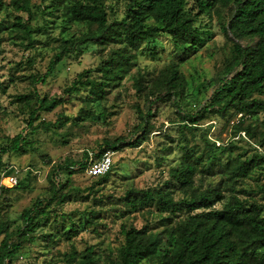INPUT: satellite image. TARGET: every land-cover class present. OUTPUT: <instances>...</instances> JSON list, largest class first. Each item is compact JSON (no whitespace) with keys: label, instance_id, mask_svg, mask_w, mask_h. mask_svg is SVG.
<instances>
[{"label":"trees","instance_id":"trees-1","mask_svg":"<svg viewBox=\"0 0 264 264\" xmlns=\"http://www.w3.org/2000/svg\"><path fill=\"white\" fill-rule=\"evenodd\" d=\"M107 1H51L49 8L61 12L65 25H85L87 31L63 41L59 47L61 50L49 63L48 71L37 80L45 82L62 56L81 45H110L108 58L97 69L100 77L93 79L90 71H83L65 90L70 94L80 87L89 88L90 102L99 104L105 101L108 89L130 73L138 57L137 52L148 51L156 56L157 51L150 46L154 47L161 36H167L172 45V59L150 81L152 90L149 94L154 96L155 102L162 98L168 101L171 97L184 100L188 85L179 71V65L195 56L213 36L212 29L196 24L200 15H206L231 43L229 57L219 75L207 83L214 90L209 104L196 113L178 114L179 122L184 129H193L209 115L226 118L241 114V118L247 117L250 123H239L235 126L236 131L243 132L258 148L264 149V117L259 120L258 116L261 113L264 115V0H192L190 7L189 0H121L123 15L112 21L107 12ZM30 4L31 0H12L9 4L13 10L27 16L26 23H13L9 29L10 34H18L26 41V49L34 47L31 36L39 31L29 26L28 21L33 17ZM27 63L31 64L29 60ZM142 80V76L138 75L134 81L139 92L144 91ZM15 100L22 110L28 111L27 127L30 132L27 136L17 135L0 144V264H13L25 240L33 242L36 231L50 227L57 206L87 200L89 194H95L96 187L109 181L112 167L103 176H89L94 181L82 191L88 192L87 196L70 186L72 176L84 173L107 151L139 147L154 128L150 122L155 116L152 109L148 108L146 113L138 109L140 122L135 131L140 135L135 141L118 138L105 143L104 148L100 147L95 153L85 152L80 161L67 159L63 165L52 167L46 177L49 183L47 197L36 198L30 207L22 210L20 222L13 230L15 222L8 218L6 211L10 207L9 194L27 191L30 186L20 182L13 187L1 184L2 177L11 175V168H7L3 156L10 153L23 155L29 147L33 149L35 143L28 136L38 129L50 131L52 128L50 123L43 121L34 126L40 118L39 113L52 112L63 103L61 98H39L35 92L17 95ZM33 102L37 104L35 108H31ZM105 110L103 108L97 115L90 110L85 112L104 120ZM61 120L60 116L57 122ZM214 148V144L206 142L205 152L193 155L186 145L181 146V159L176 167L169 170L163 185L130 188L117 199V203H109L108 211L114 210L120 202L129 213L154 212L163 229L153 231L147 221L140 228L133 223L122 225L120 234L123 242L115 253L107 255V264H264V184L258 189L260 200L254 196V190L241 186L252 173L264 170V153L251 157L238 153L222 159L216 156ZM233 149L235 145L229 143L222 152L232 153ZM166 150L171 152L172 148ZM61 173L66 175L64 182L57 181ZM197 174H201L202 178L217 176L218 179L209 181L200 190L195 187ZM176 192L182 194L181 199H174ZM94 201L97 203L99 200L94 198ZM219 203L221 206L218 208ZM103 212L101 209L91 210L83 226L95 230ZM77 234L78 230L71 224L70 229L60 235L48 232L41 237L48 246L61 237L71 242ZM62 256L64 264H98L91 245L78 251L70 243V250ZM42 264L53 262L44 260Z\"/></svg>","mask_w":264,"mask_h":264},{"label":"rangeland","instance_id":"rangeland-1","mask_svg":"<svg viewBox=\"0 0 264 264\" xmlns=\"http://www.w3.org/2000/svg\"><path fill=\"white\" fill-rule=\"evenodd\" d=\"M11 1L0 0V144L17 135L27 136L30 132L27 127L28 111L21 109L15 96L35 92L39 98L63 100L52 112L39 113L40 118L34 126L43 121L50 123L52 128L50 131L38 129L28 136L35 143L33 149L29 147L23 155L10 153L3 156L7 168H11V175L16 176L21 184L30 186L27 191L9 194L10 207L6 211L8 218L15 222L12 224L13 230L20 222L19 215L22 210L30 207L36 198L47 197L49 183L46 177L52 167L63 165L67 159L80 161L85 152L95 153L100 147L104 148L105 143L118 138L135 141L140 135L135 131L140 122L137 110L141 109L146 113L147 109L151 108L155 115L150 121L154 128L139 147L125 148L118 152L110 151L113 153L111 177L105 185L95 188V194L82 192L94 181L86 171L72 176L70 186L78 188L83 196L88 195V199L57 206L56 213L52 214L50 227L36 231L33 242L25 240L13 264H42L44 260H52L53 264H64L62 255L70 250V243L78 251L86 246H93L97 263L107 264V255L115 253L123 242V236L120 234L122 225L133 223L135 227L140 228L147 221L151 230L163 229L154 212L129 213L128 208L120 202L114 210L108 211L109 203H117V199L130 188L146 189L163 185L169 170L178 165L182 156L180 147L183 145L191 149L193 155H199L205 152L206 142L214 144L216 156L222 159L238 153L250 157L264 153V149L258 148L243 132L236 131L235 126L239 123H250V119L241 118V114L226 118L209 115L207 119L193 126V129H184L183 124L179 122L178 114L196 113L209 104L214 90L207 86V83L219 75L229 57L231 43L206 15H200L196 24L212 29L213 36L195 56L179 65V71L188 85L184 100L171 97L168 101L162 98L155 102L154 96L149 94L152 90L150 81L154 80L172 59V45L167 36H161L154 47L150 46L157 51L156 56L153 57L148 51H138L130 73L110 87L105 101L97 104L90 102L89 88L80 87L78 91H72L70 94L65 90L72 86L73 81L83 71H90V77L93 79L100 77L97 69L108 58L112 46L91 43L81 45L78 49L65 53L45 82H40L37 78L48 71L49 63L61 50L60 44L73 36L86 33L87 28L79 24L65 25L61 12L49 8L52 0H31L33 17L28 23L31 28L39 31L31 36L34 47L26 49L25 40L18 34L9 33L13 23L27 22L25 14L9 6ZM188 3L190 7L192 0ZM106 5L110 21L122 17L124 5L121 0H108ZM28 60L31 64L27 63ZM138 75L143 79V92H139L134 84ZM36 106L35 102L31 104V108ZM103 108H106L104 120L93 118L85 112L90 110L97 115ZM60 116L62 120L57 122ZM258 116L259 120L264 117L263 113ZM229 143L235 145L232 153L222 152ZM169 147L172 148L171 152L166 150ZM217 179V176L202 178L201 174H197L195 187L204 189L209 181ZM58 180L64 182L66 175L59 174ZM262 184L264 170H259L244 180L241 186L254 190V196L260 200L258 189ZM109 196L112 198L108 199ZM173 197L179 200L182 194L176 192ZM94 198L99 201L94 203ZM220 206V203L217 204L218 208ZM99 209L104 212L97 220L96 229L84 227L88 213ZM71 224L78 230L71 242L61 237L46 246V241L41 235L48 232L60 235L63 231H68Z\"/></svg>","mask_w":264,"mask_h":264},{"label":"built area","instance_id":"built-area-1","mask_svg":"<svg viewBox=\"0 0 264 264\" xmlns=\"http://www.w3.org/2000/svg\"><path fill=\"white\" fill-rule=\"evenodd\" d=\"M112 155L113 153L107 151L103 155H101L97 161L91 163L86 169L88 176L97 177L103 176L108 173L112 167ZM17 183L18 179L14 175H9L7 177L1 178V184L7 187H13Z\"/></svg>","mask_w":264,"mask_h":264}]
</instances>
